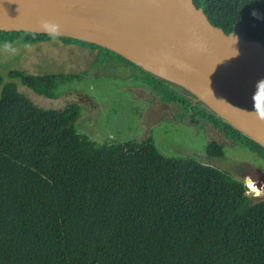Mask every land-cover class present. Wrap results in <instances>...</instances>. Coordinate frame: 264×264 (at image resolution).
Listing matches in <instances>:
<instances>
[{"label": "trees", "instance_id": "trees-1", "mask_svg": "<svg viewBox=\"0 0 264 264\" xmlns=\"http://www.w3.org/2000/svg\"><path fill=\"white\" fill-rule=\"evenodd\" d=\"M192 2L225 34L264 44V0ZM60 41L132 68L192 125L203 121L264 161V147L182 86L101 45ZM69 77L8 73L50 99ZM77 111L39 108L0 75V264H264V200L210 166L221 145L209 142L199 161L163 156L151 138L99 144L74 132Z\"/></svg>", "mask_w": 264, "mask_h": 264}, {"label": "water", "instance_id": "water-1", "mask_svg": "<svg viewBox=\"0 0 264 264\" xmlns=\"http://www.w3.org/2000/svg\"><path fill=\"white\" fill-rule=\"evenodd\" d=\"M44 20L59 25L57 39L101 45L182 86L264 147L253 100L264 81V45L225 34L192 0H0L1 37L46 34ZM23 22L34 28L23 32ZM258 103L264 111V85Z\"/></svg>", "mask_w": 264, "mask_h": 264}, {"label": "rangeland", "instance_id": "rangeland-1", "mask_svg": "<svg viewBox=\"0 0 264 264\" xmlns=\"http://www.w3.org/2000/svg\"><path fill=\"white\" fill-rule=\"evenodd\" d=\"M6 43L15 51H6ZM11 71L70 77L58 85L55 99H50L37 95L19 79L8 78ZM0 75L4 83L15 84L18 92L39 108L61 111L75 104L78 115L73 121L74 132L99 144L151 138L163 156L201 161L206 145L215 141L222 146L223 157L213 159L210 166L241 181L252 201L264 200L262 159L233 145L203 121L192 125L181 106L153 94L138 73L121 62L103 61L96 52L66 45L57 38L0 42ZM70 139L74 143V134Z\"/></svg>", "mask_w": 264, "mask_h": 264}, {"label": "clouds", "instance_id": "clouds-1", "mask_svg": "<svg viewBox=\"0 0 264 264\" xmlns=\"http://www.w3.org/2000/svg\"><path fill=\"white\" fill-rule=\"evenodd\" d=\"M41 30L43 32H45L49 37H51L53 40H55L56 38L59 37L60 35V27L58 24H55V23H52V22H49V21H41ZM5 50L6 51H12L14 52L15 49L12 48V45L11 43H6L5 44ZM261 85H264V81H260L258 82V85H257V92L254 94L253 96V100H254V109H255V114L256 116L260 119V120H264V111H262L260 109V105L258 103V94H259V91H260V87Z\"/></svg>", "mask_w": 264, "mask_h": 264}, {"label": "bare ground", "instance_id": "bare-ground-1", "mask_svg": "<svg viewBox=\"0 0 264 264\" xmlns=\"http://www.w3.org/2000/svg\"><path fill=\"white\" fill-rule=\"evenodd\" d=\"M32 28H34V26H33V24L31 22H23V24H22V30L24 32H28ZM257 184L258 185H261L259 182H257Z\"/></svg>", "mask_w": 264, "mask_h": 264}, {"label": "snow or ice", "instance_id": "snow-or-ice-1", "mask_svg": "<svg viewBox=\"0 0 264 264\" xmlns=\"http://www.w3.org/2000/svg\"><path fill=\"white\" fill-rule=\"evenodd\" d=\"M250 187H251V185H250Z\"/></svg>", "mask_w": 264, "mask_h": 264}]
</instances>
